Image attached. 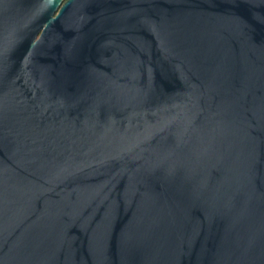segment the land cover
Wrapping results in <instances>:
<instances>
[{"label":"water","instance_id":"obj_1","mask_svg":"<svg viewBox=\"0 0 264 264\" xmlns=\"http://www.w3.org/2000/svg\"><path fill=\"white\" fill-rule=\"evenodd\" d=\"M0 264H264V0H0Z\"/></svg>","mask_w":264,"mask_h":264}]
</instances>
